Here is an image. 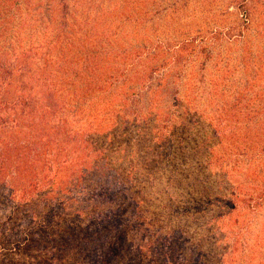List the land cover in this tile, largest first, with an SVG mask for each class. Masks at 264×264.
Instances as JSON below:
<instances>
[{"label": "trees", "instance_id": "16d2710c", "mask_svg": "<svg viewBox=\"0 0 264 264\" xmlns=\"http://www.w3.org/2000/svg\"><path fill=\"white\" fill-rule=\"evenodd\" d=\"M134 3L0 0V264H243L264 255L251 252L245 230L262 194L227 188V176L254 151L215 147L261 141L262 132L240 130L253 122L264 129V90L250 93L253 83L246 84L218 115L190 103L161 108L168 94L180 98L164 68L199 55L189 54L192 41L169 47L128 36ZM248 60L264 70V59ZM199 159L207 164L190 162ZM171 163L191 169L194 180L163 217L160 202L144 193L160 191ZM133 168L142 175L127 179ZM206 168L219 171L206 175ZM218 219L223 226L212 223ZM222 238L227 244L216 252Z\"/></svg>", "mask_w": 264, "mask_h": 264}, {"label": "rangeland", "instance_id": "374dc122", "mask_svg": "<svg viewBox=\"0 0 264 264\" xmlns=\"http://www.w3.org/2000/svg\"><path fill=\"white\" fill-rule=\"evenodd\" d=\"M134 2L133 12L136 22L130 23L131 28L126 29L125 32H129L128 36H136L138 39L146 38L147 44L148 38H150V41L154 43H162L169 47L177 42L186 44V42L192 41L195 51L192 49L189 54L192 55L196 52L199 55V59H194L191 63L164 68L165 74L174 75V77L168 76L166 82L170 88L172 87L174 90L178 88L177 94L180 98L174 100L172 98L175 97L168 94V97L164 98V102L160 101L162 102L161 108L166 110L171 103H181L183 107H186L190 103V106L194 107L199 114L204 111L202 115H218L222 102L227 100L231 103L235 99L238 100L241 94L245 93L243 89H246V84L253 83L250 93L264 90V70L255 72V68H252L253 65L248 60V57H254L256 61L259 60L263 64L264 0H134ZM108 4L106 2V5ZM105 9L108 10V8ZM140 9L142 12L146 10L150 17L144 18V13ZM109 10L114 9L109 8ZM139 42L142 44V40ZM243 55H246L245 62L247 64L242 62ZM223 66L229 70L228 75L223 73ZM215 86L224 89L221 96L214 95L213 88ZM250 125L248 128L245 125L240 130L243 137H246L244 134H256V130L259 134L260 132L264 134V129H260V123L258 125L253 122ZM226 128L230 131L229 127ZM261 137L262 139L258 143H256V139H252L248 140L251 143L244 141L236 146L229 144L230 142L225 139L215 146L218 148V152L232 149L239 151L244 147L245 150L251 148L254 151L252 156L250 153L252 151H248L247 156L242 158L241 172H229L230 175L227 176V188L232 187L236 190V187L241 185L251 196L259 197L262 194L260 207L256 208L254 213L249 214V220L245 225L247 244L251 247V252L260 251V248L264 249V136ZM256 144L257 146L253 147ZM225 157L231 158L228 160L231 163L235 154L228 153L225 154ZM253 158L255 160H252ZM190 162L192 165L207 164V161L201 159ZM120 163L121 161L115 162L113 167L120 166ZM157 166H154V171H157ZM174 167L175 163L165 167L166 174L162 179L163 184L159 186L160 191L149 190L144 193L149 199L152 198L155 202H160L159 211L163 217L172 216L170 209L173 207L172 203L179 201L181 190H184L186 184L194 180L191 169L179 172L176 167L175 171ZM206 169L203 174L212 176H216L219 171L218 168ZM136 170L137 168H133L127 179L135 178L138 174L142 175V172ZM199 176L202 177V175ZM198 179L200 180L199 177ZM151 192L152 196L149 195ZM247 192H242L241 196L244 199L249 197ZM200 194L208 195L210 192L204 189ZM156 206L158 205L156 204ZM246 216V210L242 209L239 213L240 219ZM173 220L176 221L174 218ZM234 220L233 218L231 222ZM214 221L213 224L223 226V219ZM227 225L224 227L226 228ZM259 242L262 247L256 246ZM226 244L222 238L217 240L213 249L218 252L220 246ZM207 245L202 248L203 252L209 250L210 243L208 242ZM248 249L246 246L243 251L246 253ZM263 257L264 255L258 254L254 260H244L243 264H264ZM212 258L217 259L219 255H213ZM231 261L232 259L228 258L222 264H231ZM233 264L242 263L237 260Z\"/></svg>", "mask_w": 264, "mask_h": 264}]
</instances>
